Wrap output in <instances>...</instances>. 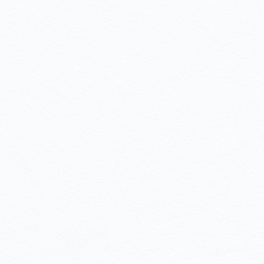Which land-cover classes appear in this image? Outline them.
Wrapping results in <instances>:
<instances>
[{
  "label": "snow or ice",
  "instance_id": "snow-or-ice-1",
  "mask_svg": "<svg viewBox=\"0 0 264 264\" xmlns=\"http://www.w3.org/2000/svg\"><path fill=\"white\" fill-rule=\"evenodd\" d=\"M0 264H264V0H0Z\"/></svg>",
  "mask_w": 264,
  "mask_h": 264
}]
</instances>
